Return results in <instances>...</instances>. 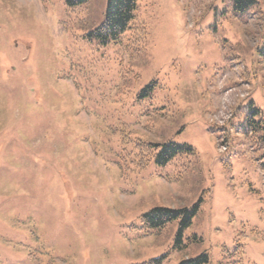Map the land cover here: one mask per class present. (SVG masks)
Segmentation results:
<instances>
[{"label": "rangeland", "instance_id": "obj_1", "mask_svg": "<svg viewBox=\"0 0 264 264\" xmlns=\"http://www.w3.org/2000/svg\"><path fill=\"white\" fill-rule=\"evenodd\" d=\"M137 5L0 0V264H264V0Z\"/></svg>", "mask_w": 264, "mask_h": 264}, {"label": "trees", "instance_id": "obj_2", "mask_svg": "<svg viewBox=\"0 0 264 264\" xmlns=\"http://www.w3.org/2000/svg\"><path fill=\"white\" fill-rule=\"evenodd\" d=\"M79 2H89V0H75ZM256 0H233L237 11L243 12L248 9ZM138 9L137 0H107L106 13L104 21L95 28L90 36L100 45L107 46L116 43L122 39V36L132 29V22L135 19V13ZM261 52V51H260ZM264 56V51L261 52ZM162 145H158L160 147ZM180 150L173 143L163 145V149H158L154 153V159L157 164L165 165ZM198 206L193 210L187 208L168 209L156 208L144 215V223L148 228H164L166 224L180 219V224L187 227L192 222V217L197 211ZM181 239V235H179ZM180 240L178 241V243ZM210 256L204 254L195 259L183 261L180 264H208ZM142 264H163V259H153Z\"/></svg>", "mask_w": 264, "mask_h": 264}]
</instances>
